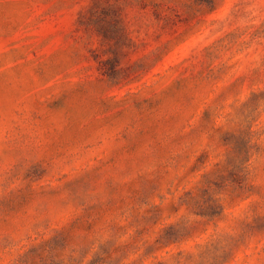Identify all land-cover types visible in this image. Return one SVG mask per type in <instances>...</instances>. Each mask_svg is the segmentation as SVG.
<instances>
[{
	"label": "rangeland",
	"instance_id": "374dc122",
	"mask_svg": "<svg viewBox=\"0 0 264 264\" xmlns=\"http://www.w3.org/2000/svg\"><path fill=\"white\" fill-rule=\"evenodd\" d=\"M0 264H264V0H0Z\"/></svg>",
	"mask_w": 264,
	"mask_h": 264
}]
</instances>
